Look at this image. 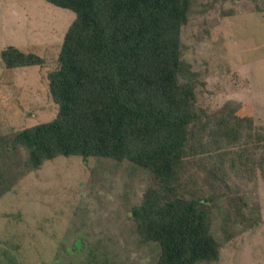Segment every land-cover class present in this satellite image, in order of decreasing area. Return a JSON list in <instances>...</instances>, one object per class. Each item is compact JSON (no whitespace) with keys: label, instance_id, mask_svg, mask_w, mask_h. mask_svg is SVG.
<instances>
[{"label":"trees","instance_id":"16d2710c","mask_svg":"<svg viewBox=\"0 0 264 264\" xmlns=\"http://www.w3.org/2000/svg\"><path fill=\"white\" fill-rule=\"evenodd\" d=\"M46 1L76 14L59 66L48 74L57 112L0 143L26 149L29 169L80 156L148 171L151 184L132 217L141 240L159 247L156 264L217 262L231 224L259 222L242 196L224 205L217 183L264 178V128L249 105L228 103L213 114L198 105V73L182 57V30L196 0ZM1 59L6 68L45 63L15 45ZM192 164L205 169L208 187ZM5 175L0 170L1 188L10 184Z\"/></svg>","mask_w":264,"mask_h":264},{"label":"rangeland","instance_id":"374dc122","mask_svg":"<svg viewBox=\"0 0 264 264\" xmlns=\"http://www.w3.org/2000/svg\"><path fill=\"white\" fill-rule=\"evenodd\" d=\"M193 10L182 30V57L198 73V105L208 114L228 103L249 105L264 128V0H196ZM75 16L46 0H0L2 140L55 116L48 74L59 66ZM9 45L38 53L45 63L6 68L1 51ZM0 148V170L10 179L9 187L0 183V264L157 263L159 247L141 240L132 217L151 184L148 171L127 160L80 156L29 169L26 149ZM190 171L206 181L205 169L192 164ZM228 183H217L222 203L244 197L245 210L259 211V222L231 224V237L211 264H264V178L231 176Z\"/></svg>","mask_w":264,"mask_h":264}]
</instances>
